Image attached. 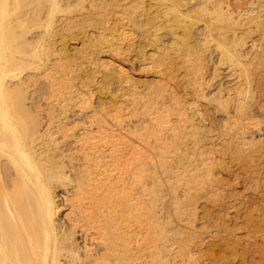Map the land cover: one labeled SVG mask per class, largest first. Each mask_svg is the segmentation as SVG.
I'll return each mask as SVG.
<instances>
[{"label":"bare ground","instance_id":"bare-ground-1","mask_svg":"<svg viewBox=\"0 0 264 264\" xmlns=\"http://www.w3.org/2000/svg\"><path fill=\"white\" fill-rule=\"evenodd\" d=\"M119 2L0 0V264H264V0Z\"/></svg>","mask_w":264,"mask_h":264},{"label":"rangeland","instance_id":"rangeland-1","mask_svg":"<svg viewBox=\"0 0 264 264\" xmlns=\"http://www.w3.org/2000/svg\"><path fill=\"white\" fill-rule=\"evenodd\" d=\"M124 0H121L120 2H119V0H117V2H119V3H124L123 2ZM127 1V0H126ZM224 1H228V2H230L232 5H234V6H237V5H244V4H247V5H249L248 3H246L247 2V0L245 1V0H224ZM245 2V3H244ZM242 3V4H241ZM89 30H94V32H96L97 30L96 29H93V28H89ZM255 35V39H258V35H256V34H254ZM80 40L78 39L77 41H69V49L71 50V51H73V50H75V49H79L80 47L82 48L83 46H82V44H81V41L79 42ZM81 45V46H80ZM72 47V48H71ZM102 58H107V57H102ZM215 59V58H214ZM137 63V62H136ZM129 64H131V65H133V70L134 71H136V72H134V79L136 78L138 81V84H136V86L138 87V89L140 88L141 90H145V91H147V88L150 86V85H155V81L154 80H156V82H157V80L159 79L158 77H156V75H154V74H152V72L151 71H149V72H147V73H145L144 71H140V70H138V68H137V66H136V64H133L132 62H130ZM212 66V65H211ZM211 66L209 67V68H211ZM85 67V66H84ZM183 69L184 68H182L180 71H179V73H178V75H179V77H177V78H174L173 80H171L170 82L171 83H173V82H176V80H179L180 78H183V80H185L186 81V83H187V80H190L191 78H192V75L191 74H188V75H186L185 76V74H187L185 71H183ZM138 70V71H137ZM171 69L170 68H168V69H166V73H164V74H166L165 75V77L167 78V80L169 79V77L171 76V75H173V73L172 74H170V72H168V71H170ZM185 70V69H184ZM187 70H189V69H187ZM163 71H165V69L163 70ZM151 72V73H150ZM185 72V73H184ZM208 73H210L211 71L210 70H208L207 71ZM208 73H207V75H208ZM222 73H224V74H227V71L226 70H224V72H222ZM151 74H152V76H151ZM157 78V79H156ZM185 78V79H184ZM135 79V80H136ZM154 79V80H153ZM224 79H226V78H224ZM223 79V80H224ZM256 79H257V81H259V82H261L259 79H263L262 80V83H259V84H263V87H262V89H263V91H261V92H259L260 94H264V93H262V92H264V74H259V76L258 77H256ZM152 81V82H151ZM151 82V83H150ZM254 84H258L256 81H255V83ZM139 89V90H140ZM184 90H187V89H184ZM189 93V91H187V95L185 96V97H188L189 95H190V93ZM96 95H98V93H96ZM264 97V95L262 96V99H264L263 98ZM105 99V98H104ZM263 125H264V123H263ZM262 125V126H263ZM263 131H264V126H263ZM225 134V133H224ZM227 136L225 135L224 136V138L222 137V138H220V139H218L217 141H214V142H216V143H213V144H209L207 147H209V146H211V145H213V147H211V149H212V152L211 153H209V152H206V153H209V154H203L202 156H204V157H207L208 155H210V154H213V155H210V156H208L209 158H211V157H213V159L211 158L210 160L211 161H213V163H214V165H216L218 162H220V161H222V162H225V163H228V164H230V165H232V169H234V171L235 172H239L242 168H244L245 166H243V165H241V166H239L240 165V163L238 164L236 161L235 162H233L234 160H231V154L229 153V152H227V151H223V150H225V149H227L224 145H223V142L225 141L224 139L226 138ZM257 139H258V137H257ZM219 143V144H218ZM218 144V145H217ZM217 147V149L219 148V149H221V153H219L220 152V150L218 149V151L215 149ZM222 147V148H221ZM224 147V148H223ZM216 151L218 152V153H216ZM225 152V155L226 156H229L228 157V159L229 160H231V161H229L228 159H227V157L225 156H223V155H221V154H223ZM215 153H216V155H215ZM229 153V154H228ZM220 154V155H219ZM223 156V157H222ZM217 158L218 157V159H215V158ZM220 157H222V158H220ZM225 158V159H224ZM215 159V160H214ZM218 160V161H217ZM217 161V162H216ZM229 161V162H228ZM232 163V164H231ZM237 163V164H236ZM236 165H238V167L236 166ZM243 166V167H242ZM242 167V168H241ZM218 171V170H217ZM216 174V177H219V171H218V174L217 173H215ZM221 175V174H220ZM225 176V175H224ZM223 176V177H224ZM226 177V176H225ZM227 178V177H226ZM226 178H221L222 179V181L223 182H219V183H217V186H216V188L217 189H219L220 188V191L219 190H217L218 192H221L222 190H223V193H225L226 191H231V189H229V187H228V182H231V181H233V179H230V180H227ZM224 180H226V182H224ZM258 180H259V178H258ZM250 182V184H248ZM253 180L252 181H248L247 182V186H251L253 183ZM222 183H224V184H222ZM219 185H221V187L219 186ZM224 185L226 186V187H224ZM210 188V187H209ZM225 188V189H224ZM214 190V189H213ZM225 190V191H224ZM243 190V187L241 186H239L238 188H236L233 192H237V191H242ZM204 201V200H203ZM202 200L201 201H199V207H202V208H204V209H208L210 206H208L209 204L207 203V202H203ZM200 202H202V203H200ZM204 203V204H203ZM207 203V204H206ZM206 204V205H205ZM202 205V206H201ZM202 208H199V213H200V215L201 214H203L204 213V210L202 209ZM202 221H198V223H197V225H199L200 223H201ZM211 228H214L213 226H211ZM206 254V253H205Z\"/></svg>","mask_w":264,"mask_h":264}]
</instances>
